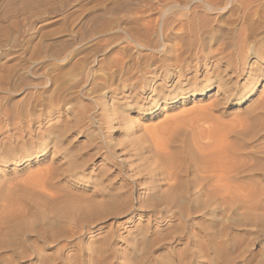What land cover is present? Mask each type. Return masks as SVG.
Segmentation results:
<instances>
[{
    "label": "rangeland",
    "instance_id": "1",
    "mask_svg": "<svg viewBox=\"0 0 264 264\" xmlns=\"http://www.w3.org/2000/svg\"><path fill=\"white\" fill-rule=\"evenodd\" d=\"M0 223V264H264V0H0Z\"/></svg>",
    "mask_w": 264,
    "mask_h": 264
},
{
    "label": "bare ground",
    "instance_id": "2",
    "mask_svg": "<svg viewBox=\"0 0 264 264\" xmlns=\"http://www.w3.org/2000/svg\"><path fill=\"white\" fill-rule=\"evenodd\" d=\"M181 68H182V67H181ZM215 77H216V76H215ZM199 128H201V127L199 126ZM201 129H202V128H201ZM215 129H216V128H215ZM196 130H197V129H196ZM203 130H204V129H203ZM194 131H195V130H194ZM208 131H209V129H208ZM219 131H220V130H219ZM199 132H200V131H199ZM201 132H203V131L201 130ZM204 132H207V131H204ZM221 132H222V130H221ZM221 132H220V133H221ZM164 133H166V132H164ZM197 133H198V132H196V134H195L196 136H197ZM211 133H212V131H211ZM200 134H201V133H200ZM204 134H205V133H204ZM212 134H213V133H212ZM214 134H215V133H214ZM214 134H213V135H214ZM193 135H194V134H193ZM202 135H203V134H202ZM213 135H212V136H213ZM196 136H195V137H196ZM205 136H206V135H205ZM182 137H183V136H182ZM198 137H199V136H198ZM198 137H197V138H198ZM193 138H194V137H193ZM193 138H192V139H193ZM206 138H207V137H206ZM198 139H199V138H198ZM200 139H201V137H200ZM172 140H173V139H172ZM184 140H185V139H184ZM194 140H195V138H194ZM204 140H205V139H204ZM204 140H203V141H204ZM208 140H209V138H208ZM215 140H216V139H215ZM203 141H202V142H203ZM210 141H211V140H210ZM210 141H206V142H209L208 144H211L212 142H210ZM186 142H187V141H186ZM196 142L200 143L201 140H200V142H199V141H196ZM184 143H185V142H184ZM198 143H196V145H198V147H200ZM194 144H195V143H194ZM191 145H192V144H191ZM196 145H194V146L196 147ZM183 146H184V145H183ZM192 146H193V145H192ZM210 146H211V145H210ZM184 147H185V146H184ZM184 147H183V148H184ZM195 147H194V148H195ZM204 147H205V146H204ZM186 148H187V146H186ZM186 148H185V151H184L186 154H184V156H181V155H183V154H181V153L179 152L180 150H179V151L176 150V152H174V155H175V158H174V159L176 160V162H178V163H176V164L180 167V169L178 168V170H179L181 173H184L186 170H188V171H190V172L192 173V175H194V176H198L199 174H201V173H199V172H203L204 175L202 176V174H201L200 176H202L203 178L206 179L208 176H210V173H211V171H212L213 169H215V168L217 169V167H215V165H217V164H215L214 167H213L212 164H211V166L213 167V169H212L211 167H209V166H206V165H205V166H202V167H201V165H200V167H199L198 164H197V163H198V162H197L198 160L196 159V157H195L194 155L192 156V153H193V152H192L191 148H190V149H189V148L186 149ZM196 148H197V147H196ZM200 148H201V147H200ZM202 148H203V146H202ZM208 148H209V147H208ZM188 149L191 150V151H189ZM209 149H210V148H209ZM209 149H208V150H209ZM183 150H184V149H183ZM197 150H200V151H201V149H196V151H197ZM5 151H6V150H5ZM181 151H182V150H181ZM206 151H207V150H206ZM215 151H216V150H215ZM161 152H162V151H161ZM164 152H165V151H164ZM166 152H167V151H166ZM170 152H171V151H170ZM201 152H202V151H201ZM201 152H199V153H201ZM204 152H205V149H204ZM204 152H202V155H203ZM158 153H159V152H158ZM175 153H176V154H175ZM208 153H209V152H208ZM210 153H212V152H210ZM156 154H157V153H156ZM156 154H155V155H156ZM178 154H179V155H178ZM204 154H206V152H205ZM213 154H214V152H213ZM157 155H159V154H157ZM162 155H164V154H162ZM168 155H169V152H168ZM174 155H173V157H174ZM186 155H187V156L189 155V158L186 159V158H185ZM202 155H200V156L202 157ZM164 156H165V155H164ZM218 156H219V154H218ZM168 157H169V156H168ZM198 157H199V156H198ZM198 157H197V158H198ZM206 157H207V155H206ZM213 157H214V156H213ZM162 158H163V157H162ZM205 159H206V158H205ZM156 160H157V159H156ZM160 160H161V159H160ZM163 160H164V159H163ZM202 160H203V159H202ZM209 160H210V159H209ZM209 160H208V161H209ZM165 161H166V160H165ZM200 161H201V160H200ZM211 161H212V160H211ZM213 161H214V160H213ZM173 162H175V161H172L171 163H170V161H169V163L172 165V168H173V165L175 164V163H173ZM185 162L187 163V166H186V165L184 166V163H185ZM209 162H210V161H209ZM224 162H225V161H224ZM155 163H156V162H155ZM172 163H173V164H172ZM220 163H221V162H220ZM199 164H200V163H199ZM227 164H228V163H227ZM207 165H210V164H207ZM225 165H226V164H225ZM225 165H224V166H225ZM160 166H161V165H160ZM162 166H163V165H162ZM174 166H175V165H174ZM217 166H218V165H217ZM219 166H220V165H219ZM167 167H169V165H168ZM176 167H177V166H176ZM225 167H227V166H225ZM225 167H224V168H225ZM161 168H162V167H161ZM164 168L166 169V167H164ZM218 168H219V167H218ZM169 169H170V167H169L166 171H165V170H164V171L167 172ZM178 170L176 171L177 173L172 172L173 170L167 172V174L171 177V178H170V177L168 176L167 178H169V179H172V178H173V180H175V181L173 182V184L171 183V184H172V185H171L172 187H171L170 184H169L170 188H174V187L177 188L176 186L179 187V183H180V182H181V183L184 182V181H183V182L180 181V182L177 184V182L179 181V179H180V177H181V175L178 174V172H179ZM226 170H227V169H225V171H226ZM209 172H210V173H209ZM215 172H216V171H215ZM217 172H218V171H217ZM219 172H220V171H219ZM223 172H224V171H223ZM169 173H170V174H169ZM186 173H187V172H186ZM198 173H199V174H198ZM220 173H222V172H220ZM220 173H218V174H220ZM171 174H172V175H171ZM208 174H209V175H208ZM215 174H216V173H215ZM223 174H224V173H223ZM184 175H185V173H184ZM216 175H217V174H216ZM166 176H167V175H166ZM212 176H213V175H212ZM210 177H211V176H210ZM219 177H220V175H219ZM221 177H222V179L224 178L223 176H221ZM221 177H220V178H221ZM50 178H51V177H50ZM198 178H199V177H198ZM214 178H216V177H214ZM220 178H219V179H220ZM225 178H226V177H225ZM43 179L45 180V178H43ZM47 179H48V177H47ZM51 179H52V178H51ZM182 179H183V178H182ZM195 179H196V178H195ZM208 179H209V178H208ZM216 179H217V178H216ZM222 179H221V180H222ZM44 180H43V181H44ZM180 180H181V179H180ZM193 180H194V178H193ZM210 180H211V179H210ZM221 180H220V181H221ZM48 181H49V180H47V182H48ZM203 181H204V180H203ZM207 181H208V180H207ZM41 182H42V181H41ZM204 182H205V181H204ZM224 182H225V181H224ZM224 182H223V183H224ZM191 183H192V182H191ZM195 183H196V182H195ZM197 183H198V182H197ZM197 183H196V184H197ZM219 183H220V182H219ZM225 183H226V182H225ZM40 184H41V183H40ZM42 184H43V182H42ZM192 184H193V183H192ZM201 184H203V183H201ZM43 185H44V184H43ZM180 185H181V184H180ZM194 185H195V184H194ZM199 185H200V184H199ZM226 185H228V182H227ZM192 186H193V185H192ZM195 186H197V185H195ZM204 186H205V185H204ZM220 186H221V185H220ZM224 186H225V184H224ZM201 187H202V186H201ZM210 187H213V186H210ZM217 187H218V185H217ZM170 188H169V189H170ZM222 188H223V187H222ZM229 188H230V187H229ZM178 189H179V188H178ZM226 189H228V188L226 187ZM180 190H181V189H180ZM213 190H214V189H213ZM174 191H176V189H175ZM6 192H7V191H6ZM11 192H12V191H11ZM45 194H46V193H45ZM45 194H44V195H45ZM7 195H8V194H7ZM51 195L53 196V194H51ZM55 196H56V195H55ZM55 196H53V197H55ZM6 197H8V196H6ZM61 197H62V196H61ZM8 198H9V197H8ZM8 198H6V200H7ZM3 199H4V198H3ZM28 199H29V198H28ZM49 200H50V199H49ZM56 201H57V200H56ZM54 202H55V200H54ZM34 204H35V202L33 203V205H34ZM40 204H41V203H40ZM98 204H99V203H98ZM96 205H97V204H96ZM96 205H95V206H96ZM8 206H9V205H8ZM57 206H58V205H57ZM84 206H85V205H84ZM87 206H88V205H87ZM97 206H98V205H97ZM39 207H40V206H39ZM64 207H65V206H64ZM56 208H58V207H56ZM62 208H63V207H62ZM67 208H68V207H67ZM97 208H98V207H97ZM14 209H15V207H14ZM21 209H22V208H21ZM35 209H36V208H35ZM53 209H54V208H53ZM87 209H88V208H86V210H87ZM98 209H99V208H98ZM70 210H71V208H70ZM70 210H69V211H70ZM76 210H77V209H76ZM57 211H58V210H57ZM65 211H66V210H65ZM84 211H85V210H84ZM7 212H8V211H7ZM13 212H14V211H13ZM13 212H12V213H13ZM21 212H22V211H21ZM42 212H43V211H42ZM64 213H65V212H64ZM76 213H77V212H76ZM89 213H90V212H89ZM23 214H24V213H23ZM4 215H5V214H4ZM20 215H21V214H20ZM29 215H30V214H29ZM61 215H62V214H61ZM66 215H67V212H66ZM79 215H80V214H79ZM10 216H11V215H10ZM55 216H56V214H55ZM62 216H64V215H62ZM13 217H14V216L9 217V220H10L11 222H12L13 219L15 218V217H14V218H13ZM56 217H57V216H56ZM3 218H4V217H3ZM4 219H5V218H4ZM7 219H8V218H7ZM16 220H17V219H16ZM2 221H3V220H2ZM19 221H20V220H19ZM11 222H10V223H11ZM0 224H1V223H0ZM8 225H9V223L6 224V227H7ZM3 227H4V226H3ZM5 229H6V228H5ZM5 229H4V230H5ZM18 229H20V224H19V223H13V224L11 223V225H9V226L7 227V231H8L9 233H14V232L18 231ZM2 230H3V229H2ZM0 232L2 233L1 230H0ZM216 247H217V246H216Z\"/></svg>",
    "mask_w": 264,
    "mask_h": 264
}]
</instances>
